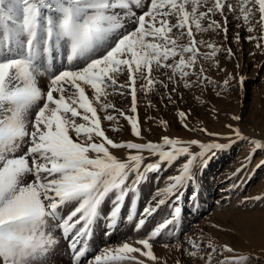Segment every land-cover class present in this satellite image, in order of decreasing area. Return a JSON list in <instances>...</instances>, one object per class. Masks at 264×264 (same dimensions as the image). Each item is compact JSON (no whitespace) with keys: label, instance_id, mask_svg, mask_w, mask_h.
<instances>
[{"label":"snow or ice","instance_id":"snow-or-ice-1","mask_svg":"<svg viewBox=\"0 0 264 264\" xmlns=\"http://www.w3.org/2000/svg\"><path fill=\"white\" fill-rule=\"evenodd\" d=\"M16 6L22 18L10 31L11 12ZM257 6L258 23L264 32V0H237L236 5L230 0H147L138 11L131 9L129 0H0V37L7 35V43H0V264H55L61 241H66L71 250L70 264H145L134 254L158 264L153 241L179 220L181 207L174 206L170 218L139 239L140 246L123 242L104 248L100 254H90L89 242L102 205L111 203L108 228L115 229L129 198L127 219L132 221L139 186L147 182L150 173L176 167L178 174L167 177V187L158 190L153 202L143 207L134 225L139 230L162 206L172 199L181 200L187 188H191L195 202L200 171L217 151L231 146L232 133L239 139L245 137L239 128L227 125L229 143H219L220 134L190 128L185 122V129L214 139L163 135L158 142L117 143L101 127L97 109L107 113L114 108L107 101L111 89L121 95L127 91L132 100L131 113L137 114L138 80L146 92L153 91V85L165 89L173 85L167 97L173 103L172 93L181 82L187 88L199 86L198 82L204 80L214 84L204 76L202 67L195 69L197 57H215L220 48L196 40L193 26L197 32L222 30L227 37L225 13L239 12L236 18H242L249 25L248 31L253 32L250 25ZM216 14L223 17V25L212 19ZM185 36L189 42L178 43ZM235 39L239 41L238 34ZM247 39L264 48L260 42L264 35H249ZM197 45H206L210 51L200 52ZM65 48L70 49L69 60L80 57L83 63L52 74L42 90L37 77L47 72V57L53 53L59 56ZM226 51L233 55L230 47ZM161 69L171 70V74L163 73L166 81L153 75ZM121 75L125 77L123 84L118 83ZM232 79L235 77L225 79L224 86ZM243 81L241 76L240 83ZM119 115L125 113L119 111ZM190 115L179 112L185 121ZM125 118L131 122L134 135L142 138L137 117ZM104 119L113 121L116 117L107 114ZM233 119L239 121L241 117ZM161 123L168 127L167 121ZM252 143L264 151V138ZM110 148L135 154L117 158ZM259 166H264V160ZM162 194L165 198L157 199ZM248 199L264 201V196L247 198L243 203ZM105 235L110 233L105 230ZM200 243L189 241V258L201 251ZM207 249L205 264H212L213 254L235 252L227 244L217 247L209 243ZM249 259L247 255H229L219 264H246Z\"/></svg>","mask_w":264,"mask_h":264},{"label":"rangeland","instance_id":"rangeland-1","mask_svg":"<svg viewBox=\"0 0 264 264\" xmlns=\"http://www.w3.org/2000/svg\"><path fill=\"white\" fill-rule=\"evenodd\" d=\"M230 2L233 5H236L237 0H230ZM129 3L133 11H138L145 7L147 0H139V3H137V0H129ZM209 6L211 5L209 4ZM253 12L254 16L250 25L255 29L253 32L248 31L249 25L245 24L242 18H236L240 15L239 12L232 14L231 12L225 13L227 16L228 27L227 37H225L222 30L197 32L193 26V35L196 40H205L220 48V51L215 57L207 59L204 57H197L198 63L195 70L199 71L202 67L204 69V76L208 77L211 81H215L214 84L204 80L198 82L199 86L194 85L191 88H187L184 86L183 82H181L176 85V92L172 93L173 101H175V103L169 101L167 98L173 85H169L168 89H165L160 85H153V91L142 92L144 97L141 98L139 104L143 111H146L145 113L150 115L147 120H155L157 116H163V114L171 115L173 120L170 121L169 118L165 119L168 126L174 128L172 129L174 130L172 133L166 131L165 128L162 134L158 132L156 133V138L147 137L146 135H142L143 137L141 138L135 137L132 133L133 131L130 130V140L120 141L117 136L114 138L112 132L118 133L119 130L125 129L126 123H124V125L123 122L119 123V117L125 118L126 115H129L128 112L131 110V97L125 94L124 90H122L124 91V94L121 95L119 91L113 92L110 89L109 92L111 94L107 97V101L113 104L114 108L109 109L107 113L104 111L102 112L101 109L99 111V108L97 109L100 118H102L101 127L102 125L103 127L105 125V127L102 128L106 129V135L117 143L158 142L163 135H169L173 138L181 139H201L198 136L191 135L189 130L183 127L185 122L179 120V112L184 111L186 113L190 112L191 115L189 117L194 119L195 122H198L197 130L202 127L206 128L209 132L215 133L221 128L223 130L228 129L229 131L230 129L227 125H232L233 128H237V124H239V126L244 128L242 135H245V138H253V140H261L264 138V48H258L257 41H250L247 39L249 35L259 37L264 35V32H262L261 25L258 23V6L253 9ZM212 19L220 21L222 25L224 24V19L219 14L213 16ZM207 23L208 22L205 21L203 24L205 28L207 27ZM237 34L239 35V41L235 39ZM11 42L13 43V41ZM188 42L186 36L178 41V43L182 44H187ZM260 42L264 44V40ZM197 47L200 52L210 51L206 45H197ZM229 47L232 49L233 53L231 56L226 51ZM61 53L62 54L59 56L53 53V59L47 65V72H42V74L37 77L39 86H41L42 90H45L44 85L49 82L52 74H55L58 71H63L74 65L79 66L83 63V60L80 57H77L74 60L68 59V56L71 55L70 49H61ZM177 59H179V57H177ZM164 72L171 74L170 69H161L159 71H154L153 75L158 79L166 81L167 78L163 75ZM229 76L235 77V79L230 80L229 85L225 87L223 82L225 79H228ZM241 76L244 78L242 84L240 83ZM176 79H179V77H176ZM190 79L195 81L196 77L192 76ZM118 83H125V77L123 75L118 78ZM138 83L140 85L142 82L138 80ZM117 109H120L119 111L122 110V112L125 113V116L119 115ZM147 109L151 111L152 114H149ZM107 114L115 116L116 119L113 121L105 120L103 117ZM28 115L31 119L32 109H29ZM133 115L138 118L136 114ZM234 116H240L241 119L239 121L234 120ZM253 121L258 122L257 126H260L262 129L263 132L261 131V135L257 133H255V136L251 135V128L254 126L252 123ZM158 122L159 121L155 122V125L158 126V128L155 126V129L161 131L163 125ZM108 124L110 126H108ZM113 124L116 125L114 126ZM114 129H116V131ZM198 132L200 133V131ZM229 133H218L220 134L219 140L223 138L228 139ZM148 134H150V130L147 135ZM201 134L202 136H206L202 132ZM210 138H212L210 140L214 139L213 137ZM232 138H236L234 133H232ZM206 140L210 141L208 139H203L202 141ZM238 149L239 145L237 144L233 147L227 157L220 160L218 167L215 166L212 169H204V171L200 172L196 184L200 195V201L199 199H196L195 202H193L191 188H187L184 191L181 200L177 202L176 200H171V203L161 207L158 215L155 217L156 222L149 219L145 226L139 230H137L134 225L137 223L136 221L142 213L143 207L152 202V197L156 196L155 193L157 189H160L161 187L164 189L167 187L169 183L167 177L178 174L176 167L165 168L159 173H150L147 182H144L139 186L136 217L132 221L127 219V216L130 214V199L126 198L125 205L122 207V211L117 220V227L115 229H109L107 214L110 212L112 205L110 202L104 203L102 205L101 215L93 226V236L89 242V253L100 254V251L104 248L117 247L123 242L131 243L133 246H140L137 244V241L145 238L146 234L157 224L170 218V216L174 214V206H180L182 212L179 220L174 225H169L165 230H162L161 237L153 241V251L158 258V264H177L178 261L180 264H205L203 257H205L209 251V249H207L209 243L217 247L227 244L235 250L233 254H213L212 264H219L224 256L229 255H247L250 259L246 264H264V201L248 199L246 204L243 203L247 198L264 196V193L262 195L259 192H256V189L259 188L264 181L262 180L264 177V166L258 167L261 161L264 160V151L255 149L252 163L254 160L261 157L259 163L254 166L255 168L253 170L250 168L247 169L249 174L247 178H245V181L242 177L243 179L241 178L236 188L233 187L223 191L225 192V198H219L213 193H209L207 198H204L203 187L208 185L215 177V174L212 176L211 172L217 169L222 170L226 166L225 164L232 159L234 155L236 159L242 158L241 155L243 153H241L242 151H238ZM248 149L249 147H247L245 151ZM110 151L116 155L117 158L125 157L115 154L111 148ZM127 154H135V152H129L127 150ZM146 162H149V160L146 159ZM151 162H155V158H151ZM210 175L212 176L211 180L209 178ZM235 180L236 177L227 179L224 183L231 186ZM187 203L190 208L195 209L197 215L195 218L185 217V215L191 211L185 210V208L188 207V205H185ZM213 225H218L219 227H213ZM105 230H107L110 235H105ZM114 235H117L116 239L113 238ZM57 239H59L58 236ZM190 240L196 241L197 243H200L201 241L203 242L200 243L201 251L194 258H189L187 256V252L191 250L189 245ZM165 245L168 246L165 247ZM177 245L180 247H177ZM134 255L139 259H142V256L137 254ZM71 256V250L68 247L67 242L61 241L60 251L55 264H70ZM177 259L178 261L175 262ZM131 264H135V262L133 261Z\"/></svg>","mask_w":264,"mask_h":264},{"label":"bare ground","instance_id":"bare-ground-1","mask_svg":"<svg viewBox=\"0 0 264 264\" xmlns=\"http://www.w3.org/2000/svg\"><path fill=\"white\" fill-rule=\"evenodd\" d=\"M236 2V1H235ZM234 3V2H233ZM235 4V3H234ZM237 4V3H236ZM232 14V13H231ZM229 16V15H228ZM11 22L9 23V25H8V28H9V30L10 31H14L15 30V28H16V26H18V24H19V22H20V19L22 18V16H21V12H20V10H19V7L18 6H16V7H14L13 8V10H12V12H11ZM0 31H2V29H0ZM0 43H7V35L5 34V36H3V37H0ZM13 46H16V44H17V41H15V40H13ZM53 59V55H50V56H48L47 57V65H48V63L51 61ZM110 90V89H109ZM122 91V90H121ZM144 90H141L140 89V85H139V83H138V81H137V116H138V122H139V124H140V127H141V129H142V135H146L147 137H151V138H153V137H155L156 138V133L158 132V133H160V134H162L163 133V131L165 130V128L163 129V126H162V129H161V131L160 130H157V129H155V126L158 128V126L157 125H155V122H157V121H159L160 123H161V121H166V119L165 118H169L170 119V121L171 120H173L172 119V116L171 115H169V114H163V116L162 115H159V117L157 116L156 118H155V116H154V118H155V120H152V121H150V120H147V118L150 116V115H148V114H146L144 111H143V109H142V107L140 106V102H141V98H143L144 97ZM155 93V92H154ZM125 94H127V95H129L130 96V94L127 92V91H125ZM54 95H56L55 93H54ZM126 96V95H125ZM128 96V97H129ZM127 97V96H126ZM131 97V96H130ZM117 98V97H116ZM130 100H131V98H130ZM131 103H132V100H131ZM131 103H130V108H131ZM154 104V103H153ZM159 105V104H158ZM151 106V105H150ZM117 108H119V107H117ZM151 108V107H150ZM102 110V109H101ZM118 110V109H117ZM120 110V109H119ZM146 110V109H145ZM148 110V109H147ZM99 111H100V108H99ZM111 111V110H110ZM122 111V110H121ZM149 111V110H148ZM147 111V112H148ZM102 112H103V110H102ZM113 112V111H112ZM116 113V112H115ZM151 113V111H149V114ZM117 114V113H116ZM118 114H119V112H118ZM128 114L129 115H131L132 113H131V110L128 112ZM152 114V113H151ZM99 115V114H98ZM101 115V114H100ZM133 115V114H132ZM158 115V114H157ZM135 116V115H134ZM169 116V117H168ZM104 118V117H103ZM120 118V121H119V123H121V122H123V125H124V123H126L125 125L127 126H125V129L123 130L122 128V130H119V132L117 133H113L112 132V135H113V137L115 138L116 136H117V138H118V140H130V136H129V132H130V130H132V128H131V122L130 121H128L126 118H121V117H119ZM173 118H175V117H173ZM102 119V118H101ZM179 120H183V119H180L179 118ZM184 122H187L188 123V125H189V127L190 128H193V129H197L198 128V122H195L194 121V119H192V118H190L189 116H188V118H187V121H185V120H183ZM204 121V120H203ZM103 122V121H102ZM158 122V123H159ZM201 122V121H200ZM118 123V124H119ZM159 123V124H160ZM202 123V122H201ZM253 123V128H251L252 130V133H251V135H254L255 136V133H257V134H259V135H261L262 133H261V131H262V129L260 128V126H257V123L258 122H255V121H253L252 122ZM162 124V123H161ZM114 126L116 125V124H113ZM112 125V126H113ZM108 126H110L109 124H108ZM201 126V125H200ZM207 126V125H206ZM102 127H103V125H102ZM104 127H105V125H104ZM103 127V128H104ZM112 128H114V127H112ZM117 128V127H116ZM161 128V127H160ZM202 128V127H201ZM237 128H239L240 130H241V133H242V131L244 130V128L243 127H241V126H239V124H237ZM172 129H174L173 127H170V126H168L167 128H166V131H168L169 133H172V131H174V130H172ZM106 130V129H105ZM150 130V134H148L147 135V133H148V131ZM114 131V130H113ZM116 131V130H115ZM230 132V130L228 131V129H219V130H217V132H215V133H222V134H224V133H229ZM263 132V131H262ZM127 133V134H126ZM133 133V132H132ZM189 133L191 134V135H194V136H198V137H200L201 138V140H203V139H208V140H210V139H212V138H210V137H208V136H202V134H201V132L199 133L198 131H189ZM244 133V132H243ZM249 133V132H248ZM109 134H110V132H109ZM134 134V133H133ZM256 134V135H257ZM132 135V134H131ZM226 135H228V134H226ZM245 136V135H244ZM121 137V138H120ZM133 137V136H132ZM136 137V136H135ZM143 137V136H142ZM223 137V136H222ZM224 137H227V136H224ZM257 137V136H256ZM120 138V139H119ZM259 138V137H258ZM147 139V138H146ZM233 140L232 141H234V142H232L231 143V146L230 147H228V148H226V149H224V150H220V151H217V153H216V155L213 157V158H211L209 161H208V163H207V166L205 167V168H203L201 171H204V169L206 170V169H209V168H213V167H215V166H219V164H220V160L221 159H223V158H225V157H227L228 156V154H230V151L233 149V147L234 146H236L237 144L239 145V149H238V151H242L241 153H243L242 155H241V157L242 158H240V159H236L235 158V155H234V157L232 158V159H230L225 165V167L222 169V170H219V169H217V170H214V171H212L211 172V174H212V176H214V174H215V177H214V179H212L211 180V175L209 176V178H210V183L208 184V185H205L203 188H204V198L206 199L207 198V196H208V194L209 193H213V194H215V195H217L219 198H225V192H223V191H225V190H227V189H229V188H233V187H237V184H239V182H240V180H241V178L243 177L244 178V181H245V178H247V176H248V174H249V172L247 171V169H251V170H253L255 167V165L257 164V163H259V159L261 158H257L256 160H254L253 161V163H252V160H253V153L255 152V146H254V144H252V141H253V138L252 139H247V138H245V139H239V138H232ZM144 140V139H143ZM207 141V140H206ZM216 142H220V143H225V144H228L229 143V139H226V138H223V139H218V141H216ZM234 143H235V145H234ZM252 144V145H251ZM241 145V146H240ZM247 147H249V149L248 150H246L245 151V149H247ZM241 149V150H240ZM112 151H114L115 152V154H117V155H120V156H126V154H127V150L125 149V150H119V149H112ZM259 152V151H258ZM259 154V153H258ZM264 154V153H263ZM246 156V158H245V156ZM238 156V155H237ZM240 156V155H239ZM264 156V155H263ZM262 156V157H263ZM227 160H228V158H227ZM252 164V165H251ZM249 166V167H248ZM241 169H243L242 171H240ZM200 171V172H201ZM247 171V172H246ZM246 172V173H245ZM199 175H200V173H199ZM199 175H198V177H199ZM234 177H236V180H235V182L233 181V184L231 185V186H228V185H226L224 182H225V180H227V179H231V178H234ZM242 178V179H243ZM262 180H264V177H263V179ZM232 182V181H231ZM241 184V183H240ZM224 186H226V187H224ZM161 189H163V187H161L160 189H157L156 190V193H157V191L158 190H161ZM256 192H259L260 194H262L263 195V193H264V181L261 183V186L259 187V188H257L256 189ZM156 193H155V195H156ZM227 196V195H226ZM160 198H165L164 197V195L162 194V195H160V196H157V199H160ZM170 198V197H169ZM199 199V201H200V195L198 196V198H197V200ZM228 199V198H227ZM172 200H174V199H172ZM153 202V201H152ZM177 202V201H176ZM199 203V202H198ZM185 205H188V203L187 204H185ZM195 205V204H194ZM186 207V206H185ZM189 207V205H188V207H186L185 208V210H191L190 212H188V214H186L185 215V217H190V218H195L197 215H196V213H195V209L194 208H190ZM159 212V211H158ZM158 212L156 213V214H154V216L153 217H150L149 219H151V221L153 220L154 222H156L155 221V217L158 215ZM141 215V214H140ZM148 219V220H149ZM109 222V221H108ZM107 222V223H108ZM136 222H138V219H137V221ZM147 223V222H146ZM137 233H140V232H137ZM116 236L117 235H114L113 236V238H115L116 239ZM91 241V240H90ZM137 255H139V254H137ZM140 256V255H139ZM142 259H144L145 260V263H150L149 261H148V258H146V257H142ZM178 261V259L177 260H175V262H177ZM185 262H186V260H185ZM184 263V262H183Z\"/></svg>","mask_w":264,"mask_h":264}]
</instances>
